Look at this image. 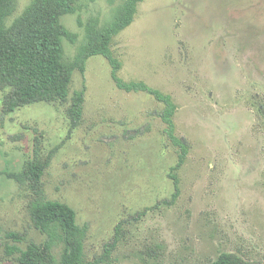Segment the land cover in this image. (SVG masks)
I'll return each mask as SVG.
<instances>
[{
    "label": "rangeland",
    "instance_id": "1",
    "mask_svg": "<svg viewBox=\"0 0 264 264\" xmlns=\"http://www.w3.org/2000/svg\"><path fill=\"white\" fill-rule=\"evenodd\" d=\"M31 0H17L9 22ZM83 1L62 22L72 59L84 42L78 24L110 21L116 5ZM119 76L144 81L171 96L176 134L188 143L178 171L176 147L165 133L164 103L120 89L103 55L84 75L73 73L70 96L86 83L82 123L71 131L69 102H38L4 115L0 90V264L8 234L24 245L45 239L28 213L30 191L4 171H18L35 138L43 154L56 149L43 176L46 195L68 203L88 223L85 252L100 264H209L223 251L264 264V0H143L134 21L113 41ZM140 213V214H139ZM124 222V238L105 260V247ZM61 248H56L59 256Z\"/></svg>",
    "mask_w": 264,
    "mask_h": 264
},
{
    "label": "trees",
    "instance_id": "2",
    "mask_svg": "<svg viewBox=\"0 0 264 264\" xmlns=\"http://www.w3.org/2000/svg\"><path fill=\"white\" fill-rule=\"evenodd\" d=\"M83 1L95 0H31L22 13L9 22L15 12L17 0H0V90L3 92L2 113L10 114L26 105L38 102L50 104L69 102L67 116L71 131L83 120L87 86L74 90L70 86L75 70L86 72L91 56L103 55L112 66V78L120 89L127 92L144 91L163 102L160 115L167 124L165 133L176 147L178 160L171 167L169 177L174 192L168 203L179 195L178 171L186 161L187 141L176 134L174 115L176 105L168 94L152 88L144 81H125L119 76L121 61L114 55V38L135 19L139 4L143 0H121L115 7L112 20L101 22L92 16L84 21L78 17V24L84 29V42L72 59L65 57L63 38L76 43L77 34L63 22L66 14L80 12ZM114 5L115 0H108ZM31 157L24 160L18 171H4L20 187L30 191L28 213L33 226L44 234L45 239L31 241L17 232L8 235L14 240L5 246L6 255L2 261L17 264H100L102 257L89 259L85 252L89 224H79L77 211L68 203L47 197L43 176L52 163L56 149L43 154L40 137L35 138ZM140 214V213H139ZM124 222L115 227L112 242L105 247V260H109L113 249L124 238ZM56 248H61L59 256ZM209 264H253L238 252L223 251Z\"/></svg>",
    "mask_w": 264,
    "mask_h": 264
}]
</instances>
